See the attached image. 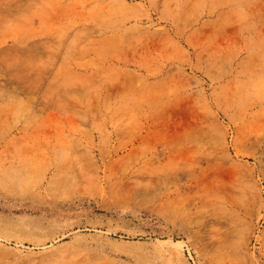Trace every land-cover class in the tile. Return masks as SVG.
<instances>
[{"label": "rangeland", "instance_id": "374dc122", "mask_svg": "<svg viewBox=\"0 0 264 264\" xmlns=\"http://www.w3.org/2000/svg\"><path fill=\"white\" fill-rule=\"evenodd\" d=\"M0 264H264V0H0Z\"/></svg>", "mask_w": 264, "mask_h": 264}]
</instances>
